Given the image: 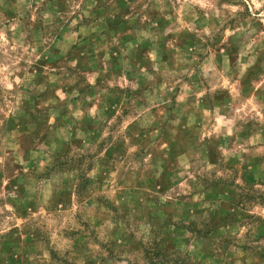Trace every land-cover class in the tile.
Wrapping results in <instances>:
<instances>
[{"label": "rangeland", "instance_id": "1", "mask_svg": "<svg viewBox=\"0 0 264 264\" xmlns=\"http://www.w3.org/2000/svg\"><path fill=\"white\" fill-rule=\"evenodd\" d=\"M0 264H264V0H0Z\"/></svg>", "mask_w": 264, "mask_h": 264}]
</instances>
